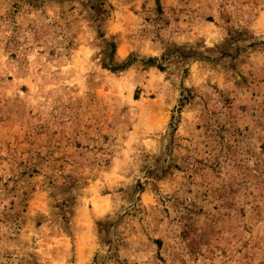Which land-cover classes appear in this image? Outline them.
Segmentation results:
<instances>
[{"label":"rangeland","instance_id":"rangeland-1","mask_svg":"<svg viewBox=\"0 0 264 264\" xmlns=\"http://www.w3.org/2000/svg\"><path fill=\"white\" fill-rule=\"evenodd\" d=\"M0 264H264V0H0Z\"/></svg>","mask_w":264,"mask_h":264}]
</instances>
